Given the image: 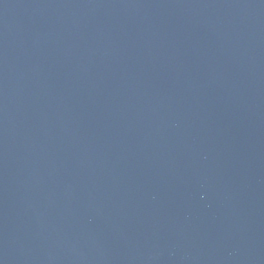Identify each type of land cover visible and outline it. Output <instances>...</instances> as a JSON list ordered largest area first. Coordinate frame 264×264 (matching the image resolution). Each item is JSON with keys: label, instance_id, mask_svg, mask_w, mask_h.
I'll use <instances>...</instances> for the list:
<instances>
[{"label": "water", "instance_id": "95a60500", "mask_svg": "<svg viewBox=\"0 0 264 264\" xmlns=\"http://www.w3.org/2000/svg\"><path fill=\"white\" fill-rule=\"evenodd\" d=\"M0 264H264V0H0Z\"/></svg>", "mask_w": 264, "mask_h": 264}]
</instances>
